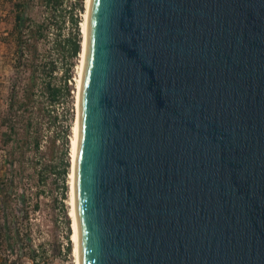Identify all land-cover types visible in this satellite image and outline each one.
Returning a JSON list of instances; mask_svg holds the SVG:
<instances>
[{
    "label": "water",
    "instance_id": "water-1",
    "mask_svg": "<svg viewBox=\"0 0 264 264\" xmlns=\"http://www.w3.org/2000/svg\"><path fill=\"white\" fill-rule=\"evenodd\" d=\"M78 264H264V0H89Z\"/></svg>",
    "mask_w": 264,
    "mask_h": 264
},
{
    "label": "trees",
    "instance_id": "trees-1",
    "mask_svg": "<svg viewBox=\"0 0 264 264\" xmlns=\"http://www.w3.org/2000/svg\"><path fill=\"white\" fill-rule=\"evenodd\" d=\"M83 3L0 0L6 16L0 41H6L10 68L0 110V264H21L16 256L22 255L36 260L30 213L52 186L49 176L59 185L60 199L65 196L69 137L57 107L70 95L73 58L81 52ZM65 25L69 30L63 34ZM65 220L67 225V216Z\"/></svg>",
    "mask_w": 264,
    "mask_h": 264
},
{
    "label": "rangeland",
    "instance_id": "rangeland-1",
    "mask_svg": "<svg viewBox=\"0 0 264 264\" xmlns=\"http://www.w3.org/2000/svg\"><path fill=\"white\" fill-rule=\"evenodd\" d=\"M84 11L80 12V40L81 51L82 42L84 39V28L86 21L88 0H83ZM85 5V6H84ZM0 33L5 32L4 26H6V16L2 15L4 10H0ZM79 24V23H78ZM68 27H63L62 33L66 34ZM81 31V32H80ZM6 41H0V110L4 105L7 91L8 75L10 68L7 64V50ZM7 52V53H6ZM81 52L78 57V53L74 59V63L71 67L72 78L70 83V95L67 99H64L62 104L58 105L57 111L61 114V124L68 126V161L70 162L71 142L73 138V127L77 118V97H76V78H77V66L80 63ZM67 62V61H66ZM58 74V73H57ZM59 144V143H58ZM4 155L3 149L0 145V158ZM71 163L67 165V172L65 175V196L60 199L59 185L56 183L52 176H49L48 181L52 182V186L46 187L45 192L39 195V205L30 213L31 222V236L32 246L37 247L36 260L32 261L28 256L22 255L17 257L21 264H74V257L72 254V242L69 239V248H66L68 244L66 240L67 227L69 226L68 238H71V218L69 215V170ZM57 184V185H56ZM49 186V185H48ZM65 211V215H64ZM65 216L68 218L66 225ZM6 255V251L3 252ZM15 252L9 251V256L15 257Z\"/></svg>",
    "mask_w": 264,
    "mask_h": 264
},
{
    "label": "bare ground",
    "instance_id": "bare-ground-1",
    "mask_svg": "<svg viewBox=\"0 0 264 264\" xmlns=\"http://www.w3.org/2000/svg\"><path fill=\"white\" fill-rule=\"evenodd\" d=\"M89 1V0H88ZM88 7V5H87ZM84 34H85V28H84ZM83 45H84V39L82 42V51H81V57H80V63L77 66V78H76V97H77V103H78V88H79V77H80V69H81V62H82V54H83ZM76 136H77V118L76 123L73 127V138L71 142V151H70V170H69V215L71 218V242H72V254L74 257V264H78V257H77V236H76V227H75V219H74V209H73V167H74V158H75V148H76Z\"/></svg>",
    "mask_w": 264,
    "mask_h": 264
}]
</instances>
